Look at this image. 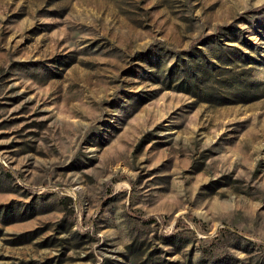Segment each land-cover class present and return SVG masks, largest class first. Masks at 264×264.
Listing matches in <instances>:
<instances>
[{
  "label": "rangeland",
  "instance_id": "rangeland-1",
  "mask_svg": "<svg viewBox=\"0 0 264 264\" xmlns=\"http://www.w3.org/2000/svg\"><path fill=\"white\" fill-rule=\"evenodd\" d=\"M0 264H264V0H0Z\"/></svg>",
  "mask_w": 264,
  "mask_h": 264
}]
</instances>
